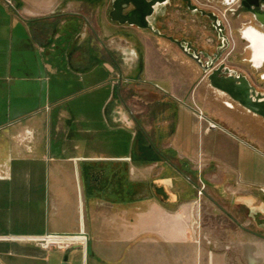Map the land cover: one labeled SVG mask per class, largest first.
<instances>
[{
    "label": "crops",
    "instance_id": "crops-1",
    "mask_svg": "<svg viewBox=\"0 0 264 264\" xmlns=\"http://www.w3.org/2000/svg\"><path fill=\"white\" fill-rule=\"evenodd\" d=\"M164 51L108 0H0V264H82L15 238L82 229L89 264H264V117Z\"/></svg>",
    "mask_w": 264,
    "mask_h": 264
},
{
    "label": "flooded vegetation",
    "instance_id": "flooded-vegetation-1",
    "mask_svg": "<svg viewBox=\"0 0 264 264\" xmlns=\"http://www.w3.org/2000/svg\"><path fill=\"white\" fill-rule=\"evenodd\" d=\"M149 22L152 27L147 29L153 35L172 43L203 70L245 74L236 70L264 67V0H161ZM167 60L173 65L185 63ZM203 79L210 80L206 70L196 80Z\"/></svg>",
    "mask_w": 264,
    "mask_h": 264
},
{
    "label": "water",
    "instance_id": "water-1",
    "mask_svg": "<svg viewBox=\"0 0 264 264\" xmlns=\"http://www.w3.org/2000/svg\"><path fill=\"white\" fill-rule=\"evenodd\" d=\"M161 0H112L110 15L113 20L120 23H129L142 28L152 27L150 17ZM188 53V52H187ZM190 54V53H188ZM194 55V54H190ZM208 71L210 69L204 68ZM229 72V75L222 74ZM210 82L216 88L225 91L235 101L252 112L264 117V92L259 91L247 75L234 73L233 70L222 68L211 69L209 72ZM159 192L167 196L163 187ZM262 236L264 234L258 233ZM92 252V245H87V255Z\"/></svg>",
    "mask_w": 264,
    "mask_h": 264
},
{
    "label": "rangeland",
    "instance_id": "rangeland-1",
    "mask_svg": "<svg viewBox=\"0 0 264 264\" xmlns=\"http://www.w3.org/2000/svg\"><path fill=\"white\" fill-rule=\"evenodd\" d=\"M13 2H15L16 0H12ZM112 9V5H111V0H108V11H110ZM162 24V21L160 22V25ZM153 38H154V42L155 43H159L160 46H163L164 47V52L166 54V59L170 58L175 61V62H181V61H184L187 64H190L193 61L192 59L184 52H182L179 48L175 47L172 43H169L167 40H165L163 37L161 36H157V35H153ZM180 56V57H179ZM197 68H199V70L193 74H190V72H186V76H187V79L189 80H195L197 82V78L198 76H200V74H203V69L200 68L197 64H194ZM171 66H175V65H171ZM236 71H239V72H243L245 74L248 75V77L250 78V80L252 81V83L255 85V87L259 90V91H263L264 92V77L261 75L264 74V67L262 68V70H259V69H256V67H249V68H245V69H237ZM205 82L207 81L206 79H203ZM215 88V87H214ZM217 89V88H215ZM129 89H124V92H129L128 91ZM220 93H223V94H227L225 92H222L221 90L217 89ZM191 92L190 91H187V95L191 96L190 94ZM212 93V92H211ZM208 94L209 97H215V93H212V94ZM228 95V94H227ZM238 104H240L238 102ZM241 106V105H239ZM208 118V117H207ZM212 123V122H211ZM188 176L190 177L191 180H195L199 183V186H198V189H196V194L197 195H203V199H204V204H203V217H204V223L205 225H208L210 226V214L211 212L213 211L214 212V207L213 205L211 204V201L209 199V197L201 192L202 191H211V186L208 184L207 181H201L200 180V177L199 175H194L192 173H188ZM263 192V191H262ZM264 193V192H263ZM259 232H261L262 234H264V229L262 230H258ZM27 241H30V240H27ZM90 243V242H88ZM87 243V245H88ZM87 245H83L82 243H71L69 245H65V246H59L57 244H53L49 247H43L41 246L42 248L44 249H59V250H63L66 255L70 254L71 252H74L76 249H79L80 252H81V255H82V264H85V260L87 258V264L88 261H89V257L92 255V252L87 255ZM176 250H174V248L172 247L171 248V263L172 264H178V256H179V250L177 248H175ZM183 255H185L187 258L186 260L182 261V264H197V261L195 260V256H194V249L193 247L190 248L188 246V248H186L185 250H183ZM163 250L161 247H156V250H155V261H154V264H163V260H162V256H163ZM67 262V260H65Z\"/></svg>",
    "mask_w": 264,
    "mask_h": 264
},
{
    "label": "built area",
    "instance_id": "built-area-1",
    "mask_svg": "<svg viewBox=\"0 0 264 264\" xmlns=\"http://www.w3.org/2000/svg\"><path fill=\"white\" fill-rule=\"evenodd\" d=\"M199 115L201 118L208 120L205 112L202 109H199ZM209 121V120H208ZM209 124L212 125L211 121ZM264 192V188H262ZM202 192V190H201ZM76 233L84 234L85 238L82 237H73L71 234L75 233H60V232H48L43 235H26V236H17L15 238L20 240H30L37 242L40 246L49 247L53 244H57L59 246L69 245L71 243H82L83 245H87L89 241V234L84 230H80ZM61 237V238H59ZM65 237V238H63Z\"/></svg>",
    "mask_w": 264,
    "mask_h": 264
},
{
    "label": "bare ground",
    "instance_id": "bare-ground-1",
    "mask_svg": "<svg viewBox=\"0 0 264 264\" xmlns=\"http://www.w3.org/2000/svg\"><path fill=\"white\" fill-rule=\"evenodd\" d=\"M247 29H245L243 32L245 33V31H246ZM261 58H264V51H263V53H262V57ZM253 60H254V57H253ZM255 62H257L256 60H254ZM264 61V60H263ZM262 61V62H263ZM258 65V64H257ZM211 71V69L209 70V72ZM209 72H207V74H209ZM249 78V77H248ZM250 79V78H249ZM209 82H210V80H209ZM252 82V81H251ZM211 83V82H210ZM212 85V84H211ZM213 86V85H212ZM213 87H215V86H213ZM216 88V87H215ZM217 89H219V88H217ZM219 90H221V89H219ZM223 91V90H222ZM225 92V91H224ZM226 93V92H225ZM231 97V96H230ZM232 98V97H231ZM233 99V98H232ZM243 106V105H242ZM251 111V110H250Z\"/></svg>",
    "mask_w": 264,
    "mask_h": 264
}]
</instances>
